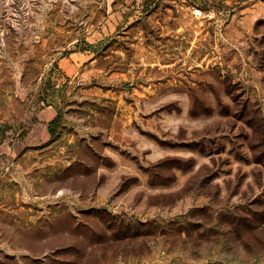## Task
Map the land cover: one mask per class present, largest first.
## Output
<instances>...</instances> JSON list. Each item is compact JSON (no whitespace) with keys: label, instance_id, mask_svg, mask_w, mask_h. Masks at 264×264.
<instances>
[{"label":"rangeland","instance_id":"rangeland-1","mask_svg":"<svg viewBox=\"0 0 264 264\" xmlns=\"http://www.w3.org/2000/svg\"><path fill=\"white\" fill-rule=\"evenodd\" d=\"M243 108L264 0H0V264H264Z\"/></svg>","mask_w":264,"mask_h":264},{"label":"trees","instance_id":"trees-1","mask_svg":"<svg viewBox=\"0 0 264 264\" xmlns=\"http://www.w3.org/2000/svg\"><path fill=\"white\" fill-rule=\"evenodd\" d=\"M246 109H244L241 114L237 115V113H235V115H231L233 119L240 120L243 126L251 132L246 135V138H250L248 151H245L244 156L239 155L240 157L238 158L254 163L262 171L264 170V149L259 150L258 148L264 146V134L262 138L259 135L263 125L260 123L257 124L255 117L249 110L245 111ZM56 121L57 119L55 118L50 123L52 134L55 133L54 126ZM262 196H264V193ZM254 204L259 206L256 210L242 207L223 214V218L225 219L223 226H231L229 233L235 235L238 240H241L244 248H248L251 242L258 241L264 243V199H259Z\"/></svg>","mask_w":264,"mask_h":264},{"label":"built area","instance_id":"built-area-1","mask_svg":"<svg viewBox=\"0 0 264 264\" xmlns=\"http://www.w3.org/2000/svg\"><path fill=\"white\" fill-rule=\"evenodd\" d=\"M195 14L197 16H203V10L202 9H195Z\"/></svg>","mask_w":264,"mask_h":264}]
</instances>
